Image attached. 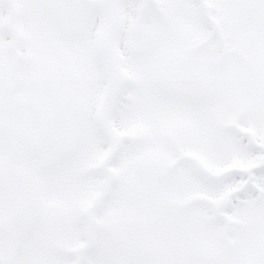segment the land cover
<instances>
[{"label":"snow or ice","instance_id":"1","mask_svg":"<svg viewBox=\"0 0 264 264\" xmlns=\"http://www.w3.org/2000/svg\"><path fill=\"white\" fill-rule=\"evenodd\" d=\"M0 264H264V0H0Z\"/></svg>","mask_w":264,"mask_h":264}]
</instances>
